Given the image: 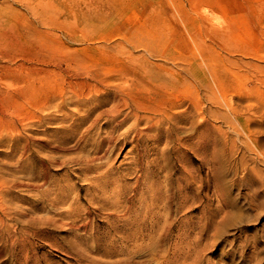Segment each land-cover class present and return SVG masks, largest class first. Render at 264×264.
<instances>
[{
	"label": "rangeland",
	"instance_id": "obj_1",
	"mask_svg": "<svg viewBox=\"0 0 264 264\" xmlns=\"http://www.w3.org/2000/svg\"><path fill=\"white\" fill-rule=\"evenodd\" d=\"M116 77L125 89L103 88L113 93L103 107L119 104V133L127 132L138 94L147 103L140 106L143 137L131 143L130 130L116 156L101 160L114 164L116 178L103 170L85 177L72 172L77 164L60 161L45 174L36 158L42 181L5 195L25 214L9 221L24 232L3 250L2 263L264 264V0H0V162L17 154L13 146H23L26 132L49 140L58 128L74 127L92 104L71 97L70 83L105 87L103 79ZM28 88L34 95L21 92ZM103 90L87 95L102 99ZM33 141L35 157L62 160L79 151ZM10 169L21 175L19 165ZM98 180L105 184L99 195L92 190ZM55 182L71 197L64 214L29 210L31 197ZM70 204L80 213L104 204L93 212L94 231L80 226L83 220L75 228L67 223Z\"/></svg>",
	"mask_w": 264,
	"mask_h": 264
},
{
	"label": "bare ground",
	"instance_id": "obj_2",
	"mask_svg": "<svg viewBox=\"0 0 264 264\" xmlns=\"http://www.w3.org/2000/svg\"><path fill=\"white\" fill-rule=\"evenodd\" d=\"M128 56V55H127ZM176 58V57H175ZM150 59V58H149ZM140 60V59H139ZM209 62V61H208ZM139 64V63H138ZM201 64V63H200ZM176 66V65H175ZM210 66V65H209ZM146 67V65H145ZM151 67V66H150ZM149 67V68H150ZM139 68V67H138ZM192 68V67H191ZM209 68V67H208ZM177 69V68H176ZM199 69V68H198ZM202 69V68H201ZM210 69V68H209ZM137 70V69H136ZM197 70V69H196ZM263 70V69H262ZM139 71V70H138ZM143 71V70H142ZM262 72V71H261ZM141 73V72H140ZM151 73V71H150ZM164 73V72H162ZM169 73V72H168ZM181 73V72H180ZM152 74V73H151ZM150 74V75H151ZM165 74V73H164ZM163 74V75H164ZM196 74V73H195ZM262 74V73H261ZM124 75V74H123ZM148 76V75H147ZM152 76V75H151ZM198 76V75H197ZM212 76V75H211ZM178 77V76H177ZM183 77V76H181ZM199 77V76H198ZM203 77V76H202ZM136 78V77H135ZM143 78V77H142ZM163 78V77H162ZM179 78V77H178ZM260 78V77H259ZM82 79V78H81ZM118 77L114 78V80L112 78H108V79H103L104 82H106L107 84L105 85V87H101L100 85L96 84V86H94V84L90 81H81V82H77V83H70V89L71 91L69 92H72V95L71 97H76V99L78 100H81L83 104H87V105H91L88 109H86L85 113L83 114H79V115H76L75 118H77V124L74 123V127L72 128H68L69 126H66L67 128H58V133L59 134H53V138L49 137L48 138H51V139H40L39 137L37 138V134L36 136L26 132L24 134V137H25V142L23 144V146H19V145H16L13 146L15 147L16 149H19L17 151V154L13 153L11 156H9V158L7 159V161H4V162H0V165L2 163V165L4 167H6V170L3 169L4 167H1L0 166V264H3L2 261H1V256L3 255V250L6 248V247H9L10 245L13 246V244H15V240H16V236L17 234L20 232H24L22 229H18L16 228V226L14 227L12 225V223H10L9 221L12 220V219H16V216H18V218L25 214V211H24V208H21L19 206H12L10 204H8V201L7 199H10L7 197V199L5 198V195L7 194V196H10L12 190H14L15 187H20V185L22 186L23 184H27L28 186H36V184H39L40 183V180L42 181V177H40V173H38V166L39 168L40 165L42 164V169L44 171V173L46 174L47 172L50 171V169H52L51 166L52 164H54L55 162L57 161H60V164L63 165V166H68L69 163H74V164H77V168H73L72 172H77V173H81V174H84L85 177L86 175L88 176V173H91L92 171L94 170H103L104 173L106 172H113V170L115 169L114 168V164L113 163H110L107 167L104 165L103 161V158H108V157H113L115 155L114 151L118 148V145L119 143H121L123 141L126 142L127 141V136L129 135V131L131 130L132 131V140H131V143L133 144H138L139 140L143 137V132H142V128L140 127V118L141 115H140V106H144L146 104H144L143 100L140 99L139 95L138 94H133L132 95V102L129 103V106L131 107V109H133L134 111V115H135V123H134V126L133 128L130 127V130H128L127 132H121L119 133V129L121 127H119V125L121 124V122L119 121V117L121 115V108H119V104H114L112 107L110 108H104L103 106L105 104H107L108 101H110V94L109 93H112V92H109L106 91V90H103V88H115L117 94L119 93L120 90H123L125 89V87H120L119 84L117 86V83H114L115 80H117ZM134 79V78H133ZM141 79V78H140ZM145 79V78H144ZM150 79V78H149ZM148 79V81H149ZM158 79V78H157ZM164 79V78H163ZM166 79V77H165ZM73 80V79H72ZM120 80V79H119ZM143 80V79H142ZM160 80V78H159ZM259 80V79H257ZM263 80V78H262ZM199 81V80H198ZM155 82V81H154ZM157 82V81H156ZM169 82V81H168ZM264 82V81H263ZM150 83V82H149ZM161 83V82H160ZM105 84V83H104ZM116 84V85H115ZM140 84V83H139ZM162 84H165L162 82ZM168 84V83H167ZM193 84V83H192ZM22 86V85H21ZM20 86V87H21ZM112 86V87H111ZM123 86V85H122ZM145 86V85H144ZM155 86V85H154ZM170 86V84H169ZM19 87V89H20ZM68 87V86H67ZM111 87V88H110ZM131 87V86H130ZM136 87V86H135ZM156 87V86H155ZM17 88V87H16ZM22 88V87H21ZM69 88V87H68ZM67 88V89H68ZM165 88V87H163ZM190 88V87H189ZM213 88V87H212ZM217 88V87H216ZM94 90V92H97V96H99L100 92H102L103 90V93H106L107 96H105L104 98H97V99H91V96L90 95H87L88 92H90L91 90ZM182 89V88H181ZM138 90V89H137ZM136 90V91H137ZM142 90V89H141ZM140 90V91H141ZM153 90V89H152ZM188 90V89H187ZM214 90V89H213ZM139 91V90H138ZM155 91V90H154ZM189 91V90H188ZM20 92V91H19ZM21 92L24 94V95H34V93L36 91H33L32 89L30 90L29 88L26 89L25 91L22 89ZM135 91H133L134 93ZM172 92V91H171ZM193 92V91H192ZM121 93V92H120ZM179 93V92H178ZM188 93V92H187ZM21 94V93H20ZM21 94V95H23ZM55 94V93H54ZM53 94V95H54ZM66 94V93H65ZM102 94V93H101ZM113 94V93H112ZM23 95V96H24ZM38 95V94H36ZM69 95V93H68ZM115 95V93H114ZM188 95V94H187ZM56 95L52 96L53 99L56 100V98H54ZM101 96V95H100ZM104 96V95H102ZM117 96V95H116ZM119 96V95H118ZM144 96V95H143ZM196 96V95H195ZM32 97V96H31ZM57 97V96H56ZM70 97V98H71ZM114 97V96H113ZM188 97V96H187ZM194 97V96H193ZM33 98V97H32ZM60 98L59 96L57 97V99ZM63 98V97H62ZM69 98V97H68ZM70 98H69V102L70 103ZM147 98V97H146ZM191 98V97H189ZM122 99V102H126L128 104V98H125L124 96H121ZM182 99V98H181ZM185 99V98H184ZM200 99V98H199ZM80 101V102H81ZM114 101V100H113ZM131 101V100H130ZM143 101V102H142ZM196 101V100H195ZM201 101V99H200ZM56 102V101H55ZM65 103V100L63 101ZM79 102V103H80ZM57 103V102H56ZM63 103V104H64ZM89 103V104H88ZM195 103V102H194ZM193 103V104H194ZM67 104V103H66ZM198 103L196 102L195 105H197ZM44 105V104H43ZM42 105V106H43ZM51 105H55V104H52ZM60 105V103H59ZM86 105V106H87ZM47 106V105H46ZM193 106V105H192ZM198 106V105H197ZM44 107V106H43ZM48 107V106H47ZM57 107L58 106V103H57ZM129 107V108H130ZM189 107V106H188ZM199 107V106H198ZM202 106H200V108H197L198 109H201ZM45 108V107H44ZM55 108V107H54ZM61 108V105L59 107V109ZM64 109V108H62ZM147 109V108H146ZM150 109V108H149ZM189 109V108H188ZM65 110V109H64ZM202 110V109H201ZM200 110V111H201ZM62 112V111H61ZM188 112V111H187ZM203 112V111H202ZM63 113V112H62ZM66 113V112H65ZM72 113V112H71ZM76 113V112H75ZM75 113H72V115L69 117L73 118V114L75 115ZM199 113V112H198ZM70 114V113H69ZM126 114V113H125ZM56 115V114H55ZM105 115H110L109 117L106 118L105 121L101 122V119L103 118V116ZM184 115V114H183ZM39 116V115H38ZM62 116V115H61ZM73 116V117H72ZM66 118V115L64 116ZM68 117V116H67ZM154 117V116H153ZM152 117V118H153ZM170 117V116H169ZM201 117V116H200ZM61 118V117H60ZM63 118V119H65ZM124 118V117H123ZM42 119V118H41ZM69 119V118H67ZM150 119V118H149ZM161 119V118H160ZM75 120V119H74ZM157 120V119H156ZM172 120V119H171ZM57 121V120H56ZM124 121V120H123ZM122 121V122H123ZM142 121V120H141ZM169 121V120H168ZM61 122V121H60ZM71 122V121H69ZM64 123V122H63ZM72 124V123H71ZM85 124L86 127L85 128H79L80 126H84ZM159 124V123H158ZM64 125V124H62ZM154 125V123H153ZM65 126V125H64ZM122 126V125H121ZM173 126V125H172ZM71 127V126H70ZM119 127V128H118ZM168 127V125H167ZM174 127V126H173ZM31 129V128H30ZM38 129V128H37ZM36 129V130H37ZM49 128H45V134H46V130L47 132L52 130V128L50 130H48ZM146 129V128H145ZM150 129V127H149ZM1 130V129H0ZM44 130V129H43ZM174 130V129H173ZM2 131V130H1ZM0 131V132H1ZM22 131V129L20 130ZM37 131L41 132L40 129H38ZM19 132V131H18ZM54 132V131H53ZM3 133V132H2ZM22 133V132H21ZM5 134V133H4ZM35 134V133H34ZM52 134V133H51ZM159 134V133H157ZM156 134V135H157ZM1 135V134H0ZM14 135V134H13ZM170 135V134H169ZM3 136V134H2ZM15 136H17L15 134ZM20 136V134H19ZM18 136V137H19ZM164 136V135H163ZM201 136V135H200ZM4 138V137H2ZM0 137V141L2 139ZM146 138V137H145ZM149 138V137H148ZM14 139V138H13ZM13 139L11 141H13ZM34 139H38L40 140L42 143H46L47 146H49L50 148H53L56 150H60V151H66V150H71V149H79V151L77 153H74L75 155H69L70 153H68L69 156H66L64 154L60 155L61 157H63L62 160H57V155L56 156H47V154H45L46 156H44L43 154L42 155H37L36 154V157H35V154L37 149L34 148L33 146V143H35L33 140ZM152 139V138H151ZM157 139V138H156ZM166 139V138H165ZM15 140V139H14ZM11 141H9L8 143H10ZM17 141V140H16ZM31 141H33V143H31ZM162 142V140H161ZM1 143H5V142H1ZM6 144V143H5ZM4 144V145H5ZM13 144V142H12ZM2 145V144H0ZM8 145V144H7ZM121 145V144H120ZM150 145V144H149ZM148 145V146H149ZM170 145V144H169ZM175 145V144H174ZM11 147V146H10ZM37 148V146H35ZM144 147V145H143ZM147 147V146H146ZM145 147V148H146ZM160 147V146H159ZM150 148V147H149ZM148 148V149H149ZM174 148V146H173ZM15 149V150H16ZM135 149V148H134ZM133 149V150H134ZM181 149V148H180ZM10 150V149H9ZM8 150V151H9ZM137 150V149H135ZM144 150V149H143ZM14 151V149L12 150ZM38 151V150H37ZM44 151V150H43ZM117 151V150H116ZM140 151H142L140 149ZM145 151V150H144ZM148 151V150H147ZM138 152V151H137ZM152 152V151H151ZM155 152V151H154ZM178 152V151H177ZM7 153V152H6ZM40 153V152H39ZM114 153V155H112ZM50 154V153H48ZM61 154V153H60ZM117 154V153H116ZM145 153L143 154H139L140 157L141 155L143 156ZM149 153H147L148 155ZM158 154V153H157ZM161 154V153H160ZM2 155V154H1ZM0 155V156H1ZM138 155V156H139ZM116 156V155H115ZM145 156V155H144ZM149 156V155H148ZM158 156V155H156ZM162 156V155H160ZM146 157V156H145ZM151 157V156H150ZM3 158V157H2ZM36 158H38L39 160V163H41L39 165V163L37 164L36 162ZM159 158V156H158ZM141 159V158H140ZM152 159V158H151ZM160 159V158H159ZM34 160V161H33ZM107 160V159H106ZM143 160V159H141ZM168 160V159H167ZM135 161V160H134ZM148 161V160H147ZM147 161H144L145 163ZM36 162V163H35ZM114 162V161H112ZM116 162V161H115ZM107 163V162H106ZM105 163V164H106ZM116 164V163H115ZM148 164H150L148 162ZM153 164V162L151 163ZM12 165H19L20 166V170L19 172V175L18 176L15 171H13L14 173L11 172V166ZM119 165V164H118ZM60 166V165H59ZM150 166V165H149ZM16 167V166H15ZM69 167V166H68ZM120 167V166H119ZM142 167V166H141ZM145 167V165H144ZM9 168V169H7ZM54 168V167H53ZM66 168V167H65ZM147 167H145L144 169H146ZM71 169V168H70ZM139 169V167H138ZM148 169V168H147ZM170 169V168H169ZM37 170V171H36ZM116 170V169H115ZM120 170V169H119ZM150 170V169H149ZM102 171V172H103ZM134 171H137V170H134ZM139 172L141 171L138 170ZM146 171V170H145ZM40 172V171H39ZM142 172V171H141ZM104 173L102 175H104ZM129 173V171H128ZM108 174V173H107ZM106 174V175H107ZM110 174V173H109ZM113 174L112 176H114V172L111 173ZM111 174L107 177H110ZM70 175V174H69ZM72 175V174H71ZM78 175V174H77ZM76 175V176H77ZM101 175V176H102ZM144 175V174H143ZM146 176L148 174H145ZM11 176V178H10ZM27 176L29 180H34V181H29V182H25V179H24V182L22 181L21 178ZM132 176V175H131ZM145 176V177H146ZM46 177V175L44 176ZM99 177V176H98ZM104 177V176H103ZM134 177V176H133ZM141 175H138L137 177V180L136 181V184L138 185L140 183V178ZM26 178V177H25ZM64 178V177H63ZM68 178V177H67ZM70 178V177H69ZM102 178V177H101ZM113 178H116L115 176ZM148 178V177H147ZM80 179V178H79ZM104 179V178H102ZM107 179V178H106ZM111 179V178H110ZM145 179V178H144ZM164 179V178H163ZM35 180H39V181H35ZM97 180V178H96ZM108 180V179H107ZM112 180V184H113V179ZM110 180V181H111ZM146 180V179H145ZM149 180V178H148ZM160 180V179H159ZM109 181V180H108ZM109 181V182H110ZM157 181V180H156ZM166 181V180H165ZM122 182V181H121ZM143 182V180H142ZM159 182V181H158ZM162 182V181H161ZM42 183V182H41ZM103 182L99 181L92 185V182H91V185H92V190L96 191L95 193H97L99 195V193L97 192L98 191H101L104 187V183L102 184ZM132 183V182H131ZM172 183V182H171ZM46 184V183H44ZM51 185V184H50ZM90 185V186H91ZM119 185V184H117ZM125 185V184H124ZM131 185V184H130ZM66 184L64 185V183H61V182H55L54 184V187L53 188H50V189H46L45 191L39 193V194H36V195H33V197H31L35 203L30 205V208H28L29 210H35V209H46L47 207H51L54 209V212H55V215L58 214H64V210L62 209L64 207V204L66 205L67 201L69 200V197L68 196V193L65 191H67V188L65 187ZM120 186V185H119ZM144 186V185H143ZM163 186V185H162ZM167 186V185H166ZM170 186V185H169ZM124 187V186H123ZM175 187V186H174ZM36 188V187H35ZM118 188V187H117ZM17 189V188H16ZM20 189V188H19ZM116 189V188H115ZM132 189V188H131ZM159 189V188H158ZM162 189V188H161ZM117 190V189H116ZM168 190V189H167ZM120 191V190H119ZM122 191V190H121ZM171 191V190H170ZM169 191V192H170ZM36 192V191H35ZM87 192V191H86ZM123 192V191H122ZM134 192V191H133ZM165 192V191H164ZM18 193V192H17ZM20 193V192H19ZM18 193V194H19ZM116 193V192H114ZM121 193V192H120ZM110 194V193H109ZM119 194V193H118ZM147 194V193H146ZM15 195V193H14ZM22 195V194H19V196ZM79 195V194H78ZM142 195V194H141ZM148 195V194H147ZM160 195V194H159ZM164 195V194H163ZM166 195V194H165ZM168 195V194H167ZM16 196V195H15ZM28 196V195H27ZM87 196V195H86ZM89 196V195H88ZM106 196V195H105ZM145 196V195H143ZM142 196V197H143ZM161 196V195H160ZM22 197V196H21ZM118 197V196H116ZM133 197V196H132ZM131 197V198H132ZM135 197V196H134ZM150 197V196H149ZM30 199V196L28 197ZM71 198V197H70ZM121 198V197H120ZM137 198V197H136ZM108 199V198H107ZM118 199V198H117ZM116 199V200H117ZM142 199V198H140ZM157 199V198H156ZM20 200V199H18ZM104 200V198H103ZM123 200V199H122ZM133 200V199H131ZM146 200V199H145ZM12 201V200H10ZM154 201V200H153ZM157 201V200H156ZM162 201V200H161ZM19 202V201H18ZM74 202V201H73ZM99 202V201H98ZM145 202V201H144ZM147 202V201H146ZM31 203V202H30ZM101 203H102V200H101ZM105 203V202H104ZM120 203V202H119ZM73 204V203H72ZM70 204V209H67L65 213H67V219H70L71 221L70 222H67L69 223L71 226H73L75 224V222H78V221H82L81 225L82 227L85 228V230L87 232H92L94 231L95 227H93V225L89 226L90 223H93L91 222L92 220H94V217H93V212H98V211H103V209H105V206L104 204H102L100 207H95L94 209L90 207V205H88L84 211V213H80V210L79 208L76 210V206L75 208L73 207V205ZM76 204V203H75ZM164 204V203H163ZM126 206V203L124 204ZM123 205V209H120V210H123L124 211V214H126L128 211L125 206ZM78 206V205H77ZM81 206V205H80ZM121 206V205H120ZM149 206V205H148ZM165 206V205H164ZM128 207V206H127ZM136 207V206H135ZM151 207V206H150ZM166 207V206H165ZM69 208V207H67ZM115 208H118L119 210V206ZM148 208V207H147ZM169 208V207H168ZM60 209V210H59ZM151 210V209H150ZM167 210V209H166ZM39 211V210H38ZM58 211V212H57ZM122 211V212H123ZM158 211V210H157ZM27 212V211H26ZM170 212V211H169ZM168 212V213H169ZM29 213V212H28ZM116 214L118 215V213L120 212H111V214ZM137 213V212H136ZM151 213V212H149ZM31 214V213H30ZM29 214V215H30ZM110 214V215H111ZM123 214V217H125L126 215H129V214H126L124 216ZM132 214V212H131ZM61 215V216H62ZM97 215V214H96ZM133 215V214H132ZM31 216V215H30ZM40 216V215H39ZM65 216V215H64ZM98 216V215H97ZM120 216V215H119ZM122 216V215H121ZM29 217V216H28ZM51 217V216H50ZM59 217V216H58ZM122 217V218H123ZM129 217V216H127ZM134 217V216H133ZM166 217V216H165ZM34 218V217H33ZM36 218V217H35ZM121 218V219H122ZM140 218V217H139ZM155 218V217H154ZM54 219V217L52 218ZM58 219V218H57ZM119 219V218H117ZM125 219V218H124ZM128 219V218H127ZM136 219V217H135ZM38 220V219H37ZM42 220V219H41ZM46 220V219H45ZM113 220V219H112ZM134 220V219H133ZM28 221V220H27ZM33 221V220H32ZM55 221V220H54ZM124 221V220H123ZM135 221V220H134ZM138 221V220H137ZM148 221V220H147ZM159 221V220H157ZM47 222V221H46ZM96 222V221H95ZM65 223V222H64ZM120 223V222H118ZM143 223V222H142ZM155 223V222H154ZM44 224V223H43ZM48 224V223H47ZM123 224V223H121ZM139 224V222H138ZM67 225V224H65ZM95 225V224H94ZM23 226V225H22ZM122 226V225H121ZM155 226V225H154ZM45 227V226H44ZM47 227V225H46ZM75 228V226H73ZM81 227V228H82ZM160 227V226H159ZM127 228V227H126ZM45 229V228H44ZM116 229V228H115ZM149 230V228H148ZM91 235V234H90ZM144 235V234H143ZM69 236V235H68ZM72 236V235H71ZM70 236V237H71ZM100 237V236H99ZM85 238V237H84ZM101 238V237H100ZM99 238V239H100ZM136 238V237H134ZM139 238V237H138ZM98 239V238H97ZM23 240V239H22ZM96 242V241H95ZM102 242V241H101ZM119 242V241H118ZM120 243V242H119ZM90 250V249H89ZM7 263V262H6Z\"/></svg>",
	"mask_w": 264,
	"mask_h": 264
}]
</instances>
